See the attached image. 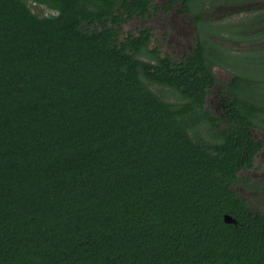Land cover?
Instances as JSON below:
<instances>
[{"label":"trees","instance_id":"trees-1","mask_svg":"<svg viewBox=\"0 0 264 264\" xmlns=\"http://www.w3.org/2000/svg\"><path fill=\"white\" fill-rule=\"evenodd\" d=\"M32 2L53 12L0 0V264H264V213L234 189L264 123L252 76L222 130L202 46L170 66L120 39L147 1Z\"/></svg>","mask_w":264,"mask_h":264},{"label":"flooded vegetation","instance_id":"flooded-vegetation-1","mask_svg":"<svg viewBox=\"0 0 264 264\" xmlns=\"http://www.w3.org/2000/svg\"><path fill=\"white\" fill-rule=\"evenodd\" d=\"M145 10L141 9L137 14L121 23L120 39L125 40L127 37L138 36L143 33L148 37L147 49L156 51L161 58L168 57L170 66L174 62H188L197 46H202L210 55V74L204 77L205 95L203 108L215 117L216 124L220 129L227 126L230 121V115L234 111V97L229 90V83L236 74L242 76H252L255 84L252 88L262 94L264 98V0H141ZM187 4V7L184 5ZM143 4H140V7ZM209 13H217V19H213ZM157 19L163 17L164 29L155 34L154 29L149 25V20L153 16ZM199 17V21L196 19ZM139 20L137 29L124 31L123 26L133 20ZM187 19L190 24H186ZM173 20V27L177 28L178 36L189 34L188 26L193 24L196 29V35L193 43L189 39L184 45L186 49L179 53L178 56H172L170 48L164 45L169 24ZM172 24H170L171 26ZM133 29V27H132ZM172 30V29H170ZM185 30V31H184ZM158 35V38L156 36ZM151 46V47H150ZM180 50V48H179ZM207 54V55H208ZM206 55V56H207ZM240 61L243 65L250 66L251 74L237 70L230 62ZM219 66V67H218ZM231 69V75H225L220 78L216 71L220 68ZM229 71V70H228ZM229 73V72H227ZM199 75H202L199 73ZM250 90V86H249ZM247 134L259 144V148L252 153L250 165L242 168L238 173V181L234 183L249 184L251 187L260 188L264 184V123L260 125H248ZM255 131L259 136L255 137ZM264 188V187H262ZM261 214L260 211L255 208Z\"/></svg>","mask_w":264,"mask_h":264},{"label":"rangeland","instance_id":"rangeland-1","mask_svg":"<svg viewBox=\"0 0 264 264\" xmlns=\"http://www.w3.org/2000/svg\"><path fill=\"white\" fill-rule=\"evenodd\" d=\"M29 4H31V8L32 10L39 14V15H47L49 13H52L53 10L43 6V5H36L34 2H32V0H26ZM157 14H155L153 16V19H150L149 20V25H151L154 29V32L155 34H159L163 29H164V22H167L169 23V20H166L164 21L163 17L157 19L155 16ZM210 16L213 17V19H219L217 18L219 16V14L217 13H209ZM172 22L170 24H172L170 26L169 24V27L170 29H168V33L167 35L165 36L166 37V42L164 43V45H167L169 48H170V53L172 54V56H175L181 52H183L185 49H183L181 47V45H184L187 40L189 39V43H193L194 39H195V35H196V29L193 27V24L189 25L188 26V29L190 28V32L189 34L187 32H185V36L183 38V33L181 34L182 36H178L177 34V28H174L173 27V20H171ZM139 20L138 19H133L129 22H127L124 26H123V29L124 31H128V30H134V29H137V26H139ZM192 23V22H190ZM189 23V20L187 19L186 21V24H190ZM133 27V29H132ZM185 31V30H184ZM156 38H158V35L156 36ZM151 47V46H150ZM180 48V50H179ZM237 70H241V71H244L246 74H251L250 72H252V69L250 66H247V65H243L239 60L236 62V63H233V62H230ZM219 67V66H218ZM231 69H226V68H220L222 70L220 71H216L217 75L220 77V78H224V74L225 75H231L230 71L233 70V67H230ZM224 72V74H223ZM229 72V73H227ZM169 96H177L175 94H172L170 93ZM264 100L263 99H260V101L262 102ZM255 137H258L259 136V132L258 131H255ZM264 180V179H263ZM260 188H256V187H251V185H247V184H241V183H237L236 185H234V189L240 194V196L244 197L248 203V205L256 210L255 208H257L258 210L260 211H264V184L262 186H258Z\"/></svg>","mask_w":264,"mask_h":264},{"label":"water","instance_id":"water-1","mask_svg":"<svg viewBox=\"0 0 264 264\" xmlns=\"http://www.w3.org/2000/svg\"><path fill=\"white\" fill-rule=\"evenodd\" d=\"M223 220L226 223H235L236 222V220L231 215H229V214H224Z\"/></svg>","mask_w":264,"mask_h":264}]
</instances>
